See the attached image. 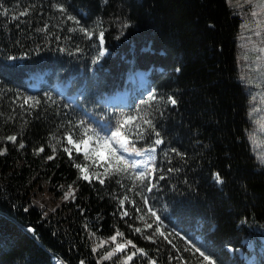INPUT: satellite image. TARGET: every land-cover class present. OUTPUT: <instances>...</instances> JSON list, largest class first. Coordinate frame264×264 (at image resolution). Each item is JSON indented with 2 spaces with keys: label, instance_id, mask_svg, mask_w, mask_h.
Wrapping results in <instances>:
<instances>
[{
  "label": "trees",
  "instance_id": "1",
  "mask_svg": "<svg viewBox=\"0 0 264 264\" xmlns=\"http://www.w3.org/2000/svg\"><path fill=\"white\" fill-rule=\"evenodd\" d=\"M240 26L227 0H0V264H208L201 251L245 264L227 247L247 250V237L264 246V164L250 139ZM149 69L144 86L128 81ZM32 74L48 83L31 90ZM56 82L71 83L78 105ZM146 87L155 99L140 95ZM125 89L127 106L104 100ZM109 109L136 118L125 128L137 149H158L153 178L126 166L103 183L83 179L75 165L92 166L68 155L65 134L81 138L87 113L112 124ZM201 221L205 243L190 234ZM117 243L126 247L113 251Z\"/></svg>",
  "mask_w": 264,
  "mask_h": 264
},
{
  "label": "rangeland",
  "instance_id": "2",
  "mask_svg": "<svg viewBox=\"0 0 264 264\" xmlns=\"http://www.w3.org/2000/svg\"><path fill=\"white\" fill-rule=\"evenodd\" d=\"M229 6L233 9V11L241 18V26L238 36V65L240 70V80L245 85L247 92L250 95V119L252 122V131L250 133V139L253 144V149L258 160L264 164V0H227ZM101 55L106 57L110 54V51L105 46V43L99 39ZM106 50V51H105ZM36 80H39V76H34ZM145 73L144 71H140L137 73H133L130 77L132 83L142 82L144 80ZM35 80L33 84H31V88L34 86L37 87L38 82ZM67 86L62 82H56L55 91H57L61 96L65 97V99L72 103L78 104L80 102V96L76 94H70L69 90H67ZM36 89V88H33ZM122 93H128V91H124ZM119 94L118 96L108 98L106 101L111 104L112 101L117 102L119 98H126V94ZM143 94V92H142ZM142 97H146V99L152 98V94H143ZM153 99V98H152ZM144 100V101H145ZM112 113L113 110L109 109ZM88 117H92L91 120L85 123V130L89 131L88 135L92 136L94 134V130L101 133V135L110 134V129H114L117 124L126 116L128 113H120L115 112L112 113L114 116V121L112 124L108 122L101 121L96 119L95 117L89 115ZM91 125V127H89ZM88 126V127H87ZM67 147L71 148L72 151L75 150V146L69 144L67 141ZM155 149V148H152ZM149 150V149H147ZM76 151V150H75ZM84 155L83 152H79ZM140 153V152H138ZM123 154V153H122ZM156 161L153 164V168L147 171H141L140 168L136 169L134 167V163L130 162L128 167L133 170L134 174L143 179L147 176L153 177L154 167L157 162V149H155ZM107 155L106 153L104 154ZM124 155V154H123ZM90 161V160H89ZM129 162V161H128ZM122 163L123 162H119ZM92 169L88 168L89 173H98L100 179H97L95 174L91 175L90 179H85L86 181L92 183L95 181L101 182L103 175L109 174L112 169H115L113 165H108L105 160H101L99 165L93 164L90 161ZM80 170V169H79ZM81 172V170H80ZM143 172L145 175L143 177L139 176L138 173ZM83 177V175H82ZM84 179V177H83ZM72 193V192H71ZM71 195H66V199L70 198ZM126 202L122 201L121 206L123 217L127 215L126 210ZM155 218V216L153 215ZM152 218V216H151ZM245 241L249 245L254 241L252 238H247ZM255 242V241H254ZM256 244V243H255ZM257 245V244H256ZM116 248V246H115ZM120 252L121 250H117ZM240 251V250H239ZM241 258H244L246 261H250V257L252 254H246V252L239 253Z\"/></svg>",
  "mask_w": 264,
  "mask_h": 264
},
{
  "label": "snow or ice",
  "instance_id": "3",
  "mask_svg": "<svg viewBox=\"0 0 264 264\" xmlns=\"http://www.w3.org/2000/svg\"><path fill=\"white\" fill-rule=\"evenodd\" d=\"M57 8L64 10L65 6L63 4H57ZM69 19L73 21H77L76 16H70ZM79 21H77L78 23ZM127 23H131V21H127ZM81 30L85 33H87L89 36L92 35V32L85 27H82ZM100 39L103 41L104 39V33L103 31L100 32ZM106 51V50H105ZM155 99V97H153ZM172 104H176L177 101L173 97H169ZM136 118L132 116H126L124 117L114 129H110V134L108 135H101L100 132L94 130V134L92 136H89L87 134V130H85L84 135L81 138H74L73 135L69 132L65 135L67 136V141L69 144H72L75 146L76 152H83L84 157L87 160H90L93 164L99 165L101 160H105L108 165H113L117 170H124V167L128 166L130 162L127 161V158L122 153H128V152H140V149H137L135 145L131 144L130 141L132 139V129H126L125 125L131 123ZM81 125H83V121L80 122ZM144 123L149 125L150 128L153 130L155 129V125L153 124L151 119H145ZM91 127V125H89ZM135 128H139V124L133 125ZM156 136L158 139L156 140V143L159 144L162 142L160 137V133L157 131ZM135 135L140 136V133H135ZM142 138V137H141ZM9 140H15V136H9ZM6 151V149H5ZM39 151H43V148H40ZM66 151L68 152V155L71 157L73 155V151L71 148H66ZM173 151H176V149H173ZM107 154L106 156L104 154ZM48 159H52L51 156L48 157ZM123 162V167L121 163ZM135 163H139V161H136ZM78 169L81 170V174L83 175L84 179H90L91 175L95 174L97 176V179H100V176L98 173H89L88 164H81L77 163L75 165ZM139 176L143 177L145 174L143 172L138 173ZM219 176V174H217ZM104 181L101 180V183ZM71 187V186H70ZM67 195H72L71 192H69ZM151 211V209H149ZM157 220H159V216L156 217ZM150 226V225H149ZM139 231V229H137ZM123 233L117 230V232L110 237V240L115 241L118 236H122ZM148 239H152L151 236L148 237ZM127 244H131L132 241L128 240L126 242ZM124 247H126V244L117 243L116 248L113 249V251L122 250ZM141 251H143L141 249ZM197 251H200L197 249ZM112 253H108L107 255L111 256ZM201 256L204 257L206 261H208V264H217L216 259L213 258V256L206 254L205 252H200ZM134 255V253H133ZM125 259L130 260L131 256L125 257ZM81 264H83V261H81Z\"/></svg>",
  "mask_w": 264,
  "mask_h": 264
},
{
  "label": "bare ground",
  "instance_id": "4",
  "mask_svg": "<svg viewBox=\"0 0 264 264\" xmlns=\"http://www.w3.org/2000/svg\"><path fill=\"white\" fill-rule=\"evenodd\" d=\"M117 104H120V103H117ZM123 154L126 156L127 161L133 162L134 167L136 169L140 168L141 171H147V170L152 169L153 164L156 161L155 149L144 150L140 153H133L130 151L128 153H123ZM136 161H139V163L138 164L135 163Z\"/></svg>",
  "mask_w": 264,
  "mask_h": 264
},
{
  "label": "built area",
  "instance_id": "5",
  "mask_svg": "<svg viewBox=\"0 0 264 264\" xmlns=\"http://www.w3.org/2000/svg\"><path fill=\"white\" fill-rule=\"evenodd\" d=\"M32 78H33V77H32ZM30 80L32 81V79H30ZM38 86H39V85H38ZM54 260H55V262H56L57 264H64V262L62 261V259L59 258V257H55Z\"/></svg>",
  "mask_w": 264,
  "mask_h": 264
}]
</instances>
